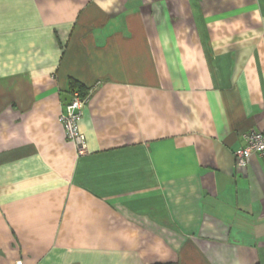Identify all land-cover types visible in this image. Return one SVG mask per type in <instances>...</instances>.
Instances as JSON below:
<instances>
[{
	"label": "crops",
	"instance_id": "obj_1",
	"mask_svg": "<svg viewBox=\"0 0 264 264\" xmlns=\"http://www.w3.org/2000/svg\"><path fill=\"white\" fill-rule=\"evenodd\" d=\"M263 128L264 0H0V264H264Z\"/></svg>",
	"mask_w": 264,
	"mask_h": 264
},
{
	"label": "built area",
	"instance_id": "obj_2",
	"mask_svg": "<svg viewBox=\"0 0 264 264\" xmlns=\"http://www.w3.org/2000/svg\"><path fill=\"white\" fill-rule=\"evenodd\" d=\"M70 101L65 110L58 117L66 139L72 143L78 155L86 152L84 135L80 132L79 124L83 115V108L87 96H80L78 91L70 93ZM244 145L234 152L236 165L239 168L246 167L250 157L256 155L264 160V128L257 131H248L243 134ZM15 264H22L20 261Z\"/></svg>",
	"mask_w": 264,
	"mask_h": 264
},
{
	"label": "trees",
	"instance_id": "obj_3",
	"mask_svg": "<svg viewBox=\"0 0 264 264\" xmlns=\"http://www.w3.org/2000/svg\"><path fill=\"white\" fill-rule=\"evenodd\" d=\"M73 91H78L80 96H82V97H84L86 95L85 92H82V88L80 85L71 81L70 82V92H73Z\"/></svg>",
	"mask_w": 264,
	"mask_h": 264
},
{
	"label": "water",
	"instance_id": "obj_4",
	"mask_svg": "<svg viewBox=\"0 0 264 264\" xmlns=\"http://www.w3.org/2000/svg\"><path fill=\"white\" fill-rule=\"evenodd\" d=\"M70 98H71L70 95H65L64 96V99L66 100V103H68L70 101Z\"/></svg>",
	"mask_w": 264,
	"mask_h": 264
}]
</instances>
